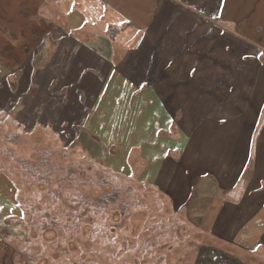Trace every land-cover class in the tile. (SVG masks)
Wrapping results in <instances>:
<instances>
[{"label": "rangeland", "instance_id": "obj_1", "mask_svg": "<svg viewBox=\"0 0 264 264\" xmlns=\"http://www.w3.org/2000/svg\"><path fill=\"white\" fill-rule=\"evenodd\" d=\"M53 3L61 12L72 1ZM8 16L0 5V29ZM11 19L17 28L19 18ZM28 29L10 32L9 42L0 34V264H206L216 251L218 263L209 264H264V250L243 254L209 232L204 220L213 190L177 207L156 181L172 138L155 126L166 122L164 111L173 117L154 88L137 95L119 84L114 94L109 86L92 103L83 94L96 92L94 81L87 89L68 82L76 73L70 58L79 60L72 45L58 50L48 37L26 53L12 46L26 41ZM99 47L92 43L91 53ZM60 110H76L74 120L56 115ZM149 134L158 156H135V140L150 141ZM28 162L37 175L28 174ZM44 177H52L48 187Z\"/></svg>", "mask_w": 264, "mask_h": 264}, {"label": "crops", "instance_id": "obj_2", "mask_svg": "<svg viewBox=\"0 0 264 264\" xmlns=\"http://www.w3.org/2000/svg\"><path fill=\"white\" fill-rule=\"evenodd\" d=\"M52 1L0 0L10 15L0 34L9 42L10 32L29 27L26 41L12 43L24 53L48 37L58 50L72 45L79 60L70 58L76 73L68 82L87 89L94 81L96 92L82 93L92 103L109 86L114 94L119 84L137 95L154 88L173 117L164 111L166 122L155 126L172 138L156 181L177 207L213 190L209 232L243 254L263 251L264 0H69L61 12ZM92 43L100 45L97 53ZM75 112L56 115L73 121ZM147 138L135 140V156H158L155 139Z\"/></svg>", "mask_w": 264, "mask_h": 264}, {"label": "trees", "instance_id": "obj_3", "mask_svg": "<svg viewBox=\"0 0 264 264\" xmlns=\"http://www.w3.org/2000/svg\"><path fill=\"white\" fill-rule=\"evenodd\" d=\"M1 62V61H0ZM9 77H11V75L9 76ZM71 77V76H70ZM11 85H13V82H11ZM9 83H8V86H11ZM34 86V85H33ZM30 88V86L28 87V88H26L25 89V91L24 92H26L27 91V89H29ZM7 90H8V88H7ZM9 91V90H8ZM19 91V90H18ZM19 99H21V97H19ZM2 104H4V102H1ZM3 109H5V108H3ZM49 158H50V156H47V157H45L44 158V160H46V164L44 165V168H46V172L48 173V174H50V171H51V169H52V167L51 166H49V163H48V160H49ZM43 160V161H44ZM24 167H25V169L26 168H28V166L25 164V165H23ZM38 170H36V169H34V170H29L28 171V174L29 173H32V175L33 176H35V175H37V172ZM26 175V174H25ZM50 178H52V177H50ZM50 178H47V177H44V178H42V179H39V180H41V182L42 183H45V185L48 187L49 186V184H47L46 182H47V180L48 179H50ZM38 180V181H39ZM38 181H36V182H38ZM38 186H40V185H38ZM38 192H40V193H44V190H41V189H43L42 187H41V189H39L38 187H36V185L35 186H33ZM52 187V186H51ZM219 251H216V254L214 255V257L213 258H210V260H208V261H206L205 260V263L206 264H209V263H218V260H217V254H219L218 253ZM220 255V254H219ZM232 264H239V263H237V262H234V263H232Z\"/></svg>", "mask_w": 264, "mask_h": 264}, {"label": "flooded vegetation", "instance_id": "obj_4", "mask_svg": "<svg viewBox=\"0 0 264 264\" xmlns=\"http://www.w3.org/2000/svg\"><path fill=\"white\" fill-rule=\"evenodd\" d=\"M39 123H36L35 124V127L38 125ZM50 125V124H49ZM23 126V125H22ZM47 128L49 129V127L47 126ZM14 159V157L12 156V160ZM20 163V162H19ZM33 164L34 163H30V162H28L26 165L28 166V168L30 169V170H34V169H36L34 166H33ZM23 165H25V164H23ZM23 175H25V173H23V172H21ZM45 192V191H44Z\"/></svg>", "mask_w": 264, "mask_h": 264}]
</instances>
